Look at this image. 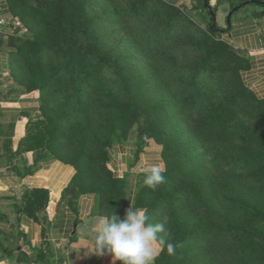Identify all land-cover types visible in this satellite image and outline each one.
I'll use <instances>...</instances> for the list:
<instances>
[{
	"label": "rangeland",
	"instance_id": "374dc122",
	"mask_svg": "<svg viewBox=\"0 0 264 264\" xmlns=\"http://www.w3.org/2000/svg\"><path fill=\"white\" fill-rule=\"evenodd\" d=\"M157 1L177 7L195 26L205 30L207 37L224 42L222 35H212L207 31L210 15L202 6L201 0H196L194 5L198 9L203 8L201 12L196 10L197 17L190 13L197 21L187 14L184 5H176L174 0ZM90 3L95 6L89 16L90 32L99 38L100 49L120 68V73L106 70L103 77L116 95L131 103L136 109L137 117L131 119L126 114L115 112L111 115L115 117L112 122L107 112L113 106L105 98L99 107L92 108V117L89 118L77 112L71 103L65 102L53 83L44 90L42 99L36 97L35 92L29 91L33 88L31 78L37 73L36 56L17 57L10 65L11 77L0 72V86L8 83V78L13 79L17 89L15 92L22 99L19 97L12 100L5 97L3 104L8 107L10 103L16 105H12L10 109L31 110V130L34 126L35 129L42 126L46 129L47 113L55 118L70 114L79 117L82 114L80 122L84 133L91 132L92 135L93 129L97 132L93 146L97 153L91 154L89 151L86 155V159L93 158L95 162L79 161L81 136L74 134L68 142L67 136L71 128L68 125L58 126L60 133L55 142L49 139V147L54 150L47 159L80 164L83 186L78 194H95L101 214L109 210L106 206L109 190L100 189L102 182L97 175L101 173L98 164H102L100 160L103 155V147L99 146V143L105 146L109 156L116 146L126 144L130 139H136L138 145L143 148L150 141L148 134H143L140 138L130 135L124 142L116 141L112 147H109L108 143L116 136L117 130L127 138V132L123 130L129 129L126 125L132 126L134 121L140 123L143 129L153 126L165 134L164 145H161L164 150V172L167 169L173 170L175 176L165 193L171 197L170 200L165 202L148 222L163 223L165 238L170 243L169 230L178 222L186 227L190 239L179 252L171 254L174 258L172 264H264V221L248 222L241 206V203L247 202L264 208V185L252 179L245 165L228 164L219 155L215 158L198 141L197 136L191 133L186 100L195 97L205 102L214 97L212 89L200 86L190 88L199 75L198 66L208 60L206 50L197 52L199 45L205 42L203 37L194 27H186L187 22L181 19L174 38L176 43L171 48L179 55V60L175 61L171 53H164L162 49L160 55L154 56L152 45L167 38L166 20L163 25L149 19L139 22L131 10L134 0H90ZM201 21L207 25H202ZM2 27L4 28L0 29V41L5 35H18L22 39L32 35L23 19L12 14L11 19L5 21ZM187 31L195 32L194 36L181 38ZM51 56L52 54L48 56L49 60ZM59 67L60 61H55L54 68ZM202 76L207 77L208 73ZM60 79L67 80V77L61 76ZM217 82L214 80L213 85ZM103 97H107L106 94ZM47 104H57L58 107L49 110ZM100 111H103L104 118L97 117ZM91 123L93 129L89 128L88 131L87 127ZM90 139L92 136L89 138L88 147L92 144ZM110 164L111 160L107 168L117 177L118 174L112 170ZM136 181L133 198L147 188L143 184V174L137 176ZM156 199L157 196L149 195L147 203H153ZM253 227H256L258 232H255Z\"/></svg>",
	"mask_w": 264,
	"mask_h": 264
},
{
	"label": "trees",
	"instance_id": "16d2710c",
	"mask_svg": "<svg viewBox=\"0 0 264 264\" xmlns=\"http://www.w3.org/2000/svg\"><path fill=\"white\" fill-rule=\"evenodd\" d=\"M134 1L131 10L139 22L149 19L158 25H163L164 20L167 21V38L152 45L154 56L160 55L162 49L164 53H171L175 61L179 60V55L175 54L171 48L176 43L174 38L181 19L187 22L186 27H194L203 37L202 40L205 42L199 45L197 52L202 53L206 50L208 60L198 66L199 75L190 88L195 89L200 86L212 89L214 97L205 102L195 97L186 100L185 106L190 117L191 133L197 136L198 141L215 158L219 155L228 164L245 165L252 179L264 185V99L257 98L243 81L242 74L249 68L248 59L226 42L207 37L204 33L206 31L195 26L177 7L157 0ZM7 3L11 14L23 19L29 31L32 32V35L26 39L13 35L8 41V47L13 53L10 65L17 57L36 56L38 59L35 65L37 73L31 78L33 88L29 91L35 92L36 97L42 99L44 90L53 83L65 102L71 103L77 112L89 118L92 117V108L99 107L106 100L105 98L113 106L107 112L112 122L115 121V117L111 115L115 112L126 114L131 119L137 117L136 109L131 106V103L116 95L103 77L106 70H115L116 73H120V68L100 49L99 38L94 37L90 32L89 16L95 8L90 0H7ZM201 3L204 9H207L208 5L211 7V11H208L210 23L207 25V31L212 35L225 34L228 29H221L217 23L215 24L218 5H214L213 0H201ZM246 4L264 6V0H240L232 7V10L244 7ZM188 32L190 31L181 38L193 37L195 34V32ZM2 45L0 41V50ZM50 54L52 56L49 60ZM55 61H60L59 69L54 68ZM205 73H208L207 77L202 76ZM61 76H66L67 80H61ZM214 80L218 81L215 86ZM104 94L107 97H103ZM46 107L51 110L58 105L47 104ZM59 117H51L47 113L45 115L46 129L43 126L35 129L34 126L31 130L32 125L30 126L31 133L26 142L30 151H37L36 163L48 160L47 157L54 150L49 147V139L53 142L57 140V135L60 133L58 126L61 125L71 126L67 136L68 142L74 134L81 136L79 161L89 160L94 163L93 158L86 159L89 151L91 154L97 153L93 148L97 132L92 128V123L87 127L88 131L93 129L91 135V132L84 133L81 128L82 114L79 117L71 114ZM97 117L104 118L103 111H100ZM126 128L131 129L123 130L127 132V138L125 134L122 135L121 131L117 130L116 136L108 143L109 147L114 146L116 141L124 142L130 135L140 138L143 134H148L149 140L160 146L164 145L165 134L154 129L153 126L143 129L140 123L134 121L132 126L126 125ZM90 136H92L90 139L92 144L88 147ZM99 146L103 147L100 160L102 164H98L101 173L97 174L102 182L100 189L109 190L106 201L109 210L104 215L116 214L123 218L125 212L133 206L145 209L148 220H152L154 213L171 198L165 193L175 176V171L167 169L163 172L165 180L162 184L155 190L147 187L131 200L128 177L118 178L113 175L107 168L111 156L102 143H99ZM162 151L164 159V150ZM63 161L77 169L69 190L72 192L74 190L79 195L80 187L83 186L80 179L82 176L80 164ZM85 193L87 192L80 194ZM149 195L157 196L155 202L147 203ZM241 206L242 213L246 215L248 222L264 221V208L260 205L243 202ZM253 229L258 232L256 227ZM169 231L170 241L175 245L174 253L179 252V249L190 240L186 227L177 222L176 226ZM172 263L174 258L168 253L167 248L163 247L156 257L155 264Z\"/></svg>",
	"mask_w": 264,
	"mask_h": 264
},
{
	"label": "crops",
	"instance_id": "0c3cea01",
	"mask_svg": "<svg viewBox=\"0 0 264 264\" xmlns=\"http://www.w3.org/2000/svg\"><path fill=\"white\" fill-rule=\"evenodd\" d=\"M174 1L184 5L191 18L190 13L197 17L196 10L203 9L194 6L196 0ZM213 4L218 5L216 23L228 29L222 34L223 41L249 61V68L242 74L246 87L264 99V6L246 4L237 8L228 25L237 0H213ZM10 19L7 0H0V21ZM1 40L0 72L11 77L9 37ZM7 80L0 86V264H119L111 255L94 254L93 225L105 215L99 212L94 194L77 195L69 190L76 169L59 160L36 163L37 151H30L26 142L33 112L3 104L5 97H20L15 81ZM110 160L118 178L128 177L131 200L134 183L141 174L136 171L138 163H159L165 169L162 148L151 140L142 148L136 139H130L113 149Z\"/></svg>",
	"mask_w": 264,
	"mask_h": 264
},
{
	"label": "clouds",
	"instance_id": "9594fccd",
	"mask_svg": "<svg viewBox=\"0 0 264 264\" xmlns=\"http://www.w3.org/2000/svg\"><path fill=\"white\" fill-rule=\"evenodd\" d=\"M136 171L143 174V184L155 190L165 180L159 163L137 164ZM95 255H111L119 264H155L158 250L166 247L169 254L175 245L165 238L163 223H150L146 210L130 207L123 218L116 214L100 216L93 225Z\"/></svg>",
	"mask_w": 264,
	"mask_h": 264
},
{
	"label": "water",
	"instance_id": "95a60500",
	"mask_svg": "<svg viewBox=\"0 0 264 264\" xmlns=\"http://www.w3.org/2000/svg\"><path fill=\"white\" fill-rule=\"evenodd\" d=\"M207 10H208V11H211V7H210L209 5L207 6ZM235 11H237V8L234 9L233 12L230 13V15H229V20H228V25H230V23H231V16L233 15V13H234ZM215 24H216V21H215Z\"/></svg>",
	"mask_w": 264,
	"mask_h": 264
},
{
	"label": "built area",
	"instance_id": "2783aa9c",
	"mask_svg": "<svg viewBox=\"0 0 264 264\" xmlns=\"http://www.w3.org/2000/svg\"><path fill=\"white\" fill-rule=\"evenodd\" d=\"M5 21H0V27L4 25Z\"/></svg>",
	"mask_w": 264,
	"mask_h": 264
}]
</instances>
